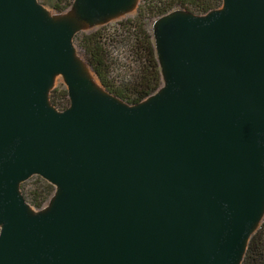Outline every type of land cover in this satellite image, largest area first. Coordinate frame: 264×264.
<instances>
[{"label": "water", "instance_id": "water-1", "mask_svg": "<svg viewBox=\"0 0 264 264\" xmlns=\"http://www.w3.org/2000/svg\"><path fill=\"white\" fill-rule=\"evenodd\" d=\"M138 2L0 0V264L241 263L264 217V0L158 19L162 85L130 105L73 38ZM33 176L54 188L40 210Z\"/></svg>", "mask_w": 264, "mask_h": 264}, {"label": "trees", "instance_id": "trees-1", "mask_svg": "<svg viewBox=\"0 0 264 264\" xmlns=\"http://www.w3.org/2000/svg\"><path fill=\"white\" fill-rule=\"evenodd\" d=\"M46 4L61 14L74 4V0H47ZM220 6L221 0H139L134 17L119 21L112 27L77 33L73 42L101 85L115 97L134 105L155 94L162 85L155 48L146 22L179 10L204 15ZM119 49L126 50L132 67L127 68V76L115 80L111 77L114 65L112 54ZM49 100L58 111L65 110L69 105L65 88L61 91L52 89ZM20 190L26 202L35 210L42 209L54 194V188L46 182L38 183L28 191L21 184ZM240 264H264V217L251 236Z\"/></svg>", "mask_w": 264, "mask_h": 264}, {"label": "rangeland", "instance_id": "rangeland-1", "mask_svg": "<svg viewBox=\"0 0 264 264\" xmlns=\"http://www.w3.org/2000/svg\"><path fill=\"white\" fill-rule=\"evenodd\" d=\"M45 8L46 10L52 15V16H57V15H68V16H75L76 12H75V7L74 4L65 12L58 14L57 12H55L54 10H52L50 8V6L48 4H46L47 0H38ZM138 4V3H137ZM136 7H132L130 10H128L127 12L119 15L116 18H113L111 20L105 21V22H101V23H83L81 26V29L78 33H89L92 31H95L97 29H99L100 27H112L115 26L116 23H118L119 21H122L124 19L127 18H132L135 16V12H136ZM157 20H149L146 22V29L148 31V33L150 34L151 37V41L153 43L154 48L156 47V42H155V37H154V26ZM74 48H75V52L77 57L80 59V61H82L84 64V58L82 55V52L79 50V48L76 46V44L73 42ZM113 57V67H112V73H111V77H113L115 80L120 79L122 77L127 76L126 74V70L127 68L130 66V68L132 67L130 60L128 59V53L126 52L125 49H119L113 52L112 54ZM86 65V64H85ZM92 77L96 80V77L94 75H92ZM64 83L63 80L60 76L56 77L54 80V84H53V89H56L58 91H61L62 89H64ZM41 182H45L43 181L41 178L33 176L30 179H28L27 181H25L23 183V187L25 190H32L36 185H38V183L40 184ZM47 183V182H46ZM46 206V205H45Z\"/></svg>", "mask_w": 264, "mask_h": 264}, {"label": "bare ground", "instance_id": "bare-ground-1", "mask_svg": "<svg viewBox=\"0 0 264 264\" xmlns=\"http://www.w3.org/2000/svg\"><path fill=\"white\" fill-rule=\"evenodd\" d=\"M90 77H91L92 81L96 83V81H95V79L92 77V75H90Z\"/></svg>", "mask_w": 264, "mask_h": 264}]
</instances>
